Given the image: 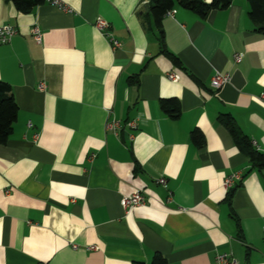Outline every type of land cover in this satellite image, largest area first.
Instances as JSON below:
<instances>
[{"label":"crops","instance_id":"1","mask_svg":"<svg viewBox=\"0 0 264 264\" xmlns=\"http://www.w3.org/2000/svg\"><path fill=\"white\" fill-rule=\"evenodd\" d=\"M62 1L70 12L44 3L20 13L0 0V26L16 30L0 45V82L18 106L0 144V264H148L155 254L214 264L218 253L264 264V169L217 121L229 115L264 155V35L247 1L204 18L180 7L164 16V49L180 67L162 53L147 0ZM98 18L119 48L95 30ZM216 72L230 81L214 91ZM163 100L179 103L177 118ZM138 190L146 205L125 212L121 199Z\"/></svg>","mask_w":264,"mask_h":264},{"label":"trees","instance_id":"2","mask_svg":"<svg viewBox=\"0 0 264 264\" xmlns=\"http://www.w3.org/2000/svg\"><path fill=\"white\" fill-rule=\"evenodd\" d=\"M14 6L20 13H29L35 7L44 4V0H4ZM249 6L248 16L256 26V31L264 35V0H246ZM232 0H212L211 3H206L203 0H147L148 10L154 22V27L158 30V40L162 47V53L170 59L172 64L180 67L179 60L164 49V32L162 30V18L167 11L180 7L191 11L201 18L206 17L211 11L224 10L228 8ZM137 83L136 81H132ZM131 82V83H132ZM160 109L170 118H177L180 114L179 103L175 100H163L160 102ZM18 115V106L14 100L11 87L0 82V144L5 145L13 132V125L16 122ZM217 121L229 131L234 143L248 158L253 168L260 170L264 169V155L258 152L251 144L250 140L243 135L237 128L234 120L229 115H220ZM191 140L196 145L201 147L203 144V136L197 129L192 131ZM234 193L231 189L227 198L230 199ZM230 204V203H229ZM239 229V224L237 223ZM133 264H146L134 262ZM148 264H168L163 256L155 254Z\"/></svg>","mask_w":264,"mask_h":264},{"label":"built area","instance_id":"3","mask_svg":"<svg viewBox=\"0 0 264 264\" xmlns=\"http://www.w3.org/2000/svg\"><path fill=\"white\" fill-rule=\"evenodd\" d=\"M45 3L49 4L52 7L57 8L62 12H70L68 6L64 4L62 0H44ZM174 14V9L169 10L164 15L165 17H170ZM93 27L95 30L100 33L110 44L113 50L119 48L120 43L116 40L112 34L108 31L110 29V24L98 18L93 23ZM16 34V30L11 25H3L0 26V45L8 44L13 36ZM31 36L36 43H40L42 39V33L38 26H34L31 29ZM242 58V54H234L233 59L234 62L238 63ZM168 79L172 82L178 81V76L175 73L168 74ZM230 81V76L228 74H223L220 72H216L210 79V87L212 90L217 91L221 89L223 86L228 84ZM40 88L43 89V84L40 85ZM260 101L264 102V92L259 96ZM125 126L133 131L136 130V122L135 121H128L125 123ZM122 128V125L119 121L112 119L106 122V130L113 132V134L117 135L118 131ZM132 137V136H131ZM241 175L239 173L232 174L224 180L223 186L226 190H229L234 181H240ZM157 183L164 189H166V181L164 178H159ZM5 193H8L6 191ZM146 205V199L142 195L141 191H135L130 196L124 197L120 201V206L125 212H129L131 209L139 206ZM262 234L264 239V227L262 228ZM214 264H237L236 260L230 255L226 253H218L215 256Z\"/></svg>","mask_w":264,"mask_h":264}]
</instances>
